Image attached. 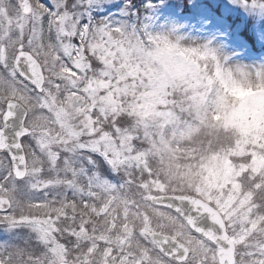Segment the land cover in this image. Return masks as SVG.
Listing matches in <instances>:
<instances>
[{
  "label": "snow or ice",
  "instance_id": "6c2138e0",
  "mask_svg": "<svg viewBox=\"0 0 264 264\" xmlns=\"http://www.w3.org/2000/svg\"><path fill=\"white\" fill-rule=\"evenodd\" d=\"M0 264H264V0H0Z\"/></svg>",
  "mask_w": 264,
  "mask_h": 264
},
{
  "label": "rangeland",
  "instance_id": "374dc122",
  "mask_svg": "<svg viewBox=\"0 0 264 264\" xmlns=\"http://www.w3.org/2000/svg\"><path fill=\"white\" fill-rule=\"evenodd\" d=\"M189 8L191 9V6L189 5ZM162 19L161 23H165V19L163 17H166L167 14L162 13ZM172 20L177 25H182L185 29L188 31H193L194 29H199L200 23L198 20V13L196 10L191 9L189 11L185 10H177L175 15L171 17Z\"/></svg>",
  "mask_w": 264,
  "mask_h": 264
}]
</instances>
